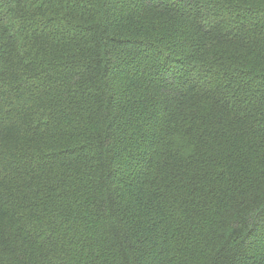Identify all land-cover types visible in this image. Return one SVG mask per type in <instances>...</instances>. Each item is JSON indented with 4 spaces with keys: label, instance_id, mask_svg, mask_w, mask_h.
I'll list each match as a JSON object with an SVG mask.
<instances>
[{
    "label": "trees",
    "instance_id": "1",
    "mask_svg": "<svg viewBox=\"0 0 264 264\" xmlns=\"http://www.w3.org/2000/svg\"><path fill=\"white\" fill-rule=\"evenodd\" d=\"M0 264H264V0H0Z\"/></svg>",
    "mask_w": 264,
    "mask_h": 264
}]
</instances>
